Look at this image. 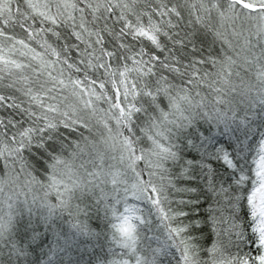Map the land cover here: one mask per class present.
Masks as SVG:
<instances>
[{"label":"snow or ice","instance_id":"1","mask_svg":"<svg viewBox=\"0 0 264 264\" xmlns=\"http://www.w3.org/2000/svg\"><path fill=\"white\" fill-rule=\"evenodd\" d=\"M0 25V264H264V0H0Z\"/></svg>","mask_w":264,"mask_h":264},{"label":"trees","instance_id":"2","mask_svg":"<svg viewBox=\"0 0 264 264\" xmlns=\"http://www.w3.org/2000/svg\"><path fill=\"white\" fill-rule=\"evenodd\" d=\"M0 26H2V25H0ZM7 30L9 31L10 34L15 35L18 39H25V33L21 29H19L18 27L9 28ZM186 30L191 31L192 29L188 28ZM177 31H179V30H177ZM181 35H183V32H181ZM47 38H48L49 43H53L54 46H57L55 43V37L51 36V34H47ZM37 39H39V38H37ZM29 43H31L33 47H36L37 50H40L39 45L35 41H29ZM197 44H198V46H200L199 41H197ZM208 51H209V49L207 48V45H203V53L202 54L207 55ZM188 53L191 54V46H189V48H188ZM0 54L13 56L12 53H9L7 51V48H5L4 51ZM197 55H199V54H197ZM106 90L108 91V94L110 95L111 94V86L108 85ZM101 104L103 106L107 107L106 104H103V103H101ZM6 113H7L6 109H0V116L5 115ZM187 158H190V157H187ZM173 172L175 173L174 182L176 183L177 188H183V187L196 188L197 191L194 193H183V192L171 193V195H170L171 199H173L174 201L180 200V199L195 200L197 196H200V193H199V184L201 183L200 181H198V180L190 181L187 179L179 178V172H180L179 167L174 168ZM200 199L203 200V196H200ZM185 210L186 211L191 210L193 215H195V213L197 211H199L201 213L203 212V208L197 209L194 206H190V209L185 208ZM88 222L93 227H95L97 223H100V221H97L95 219V217H93V219L89 220ZM101 243L103 244L102 248L99 246H97L95 248H91V245H89V248L91 249L90 251H88V252L81 251L80 253H74V256L83 255V259H84L85 264H107V261H109L113 258L111 253H109L108 249L110 247H114V246H112L108 242L102 241Z\"/></svg>","mask_w":264,"mask_h":264},{"label":"rangeland","instance_id":"3","mask_svg":"<svg viewBox=\"0 0 264 264\" xmlns=\"http://www.w3.org/2000/svg\"><path fill=\"white\" fill-rule=\"evenodd\" d=\"M17 47L19 48L20 46L17 45ZM5 48H7V47H5ZM3 55H5V54H3ZM5 56H8V55H5ZM11 58H13V59H22V57H20L18 53L17 54H13V56H11ZM99 106L100 107H106V106H103L101 103H100Z\"/></svg>","mask_w":264,"mask_h":264}]
</instances>
